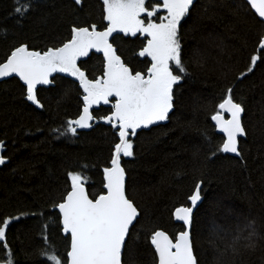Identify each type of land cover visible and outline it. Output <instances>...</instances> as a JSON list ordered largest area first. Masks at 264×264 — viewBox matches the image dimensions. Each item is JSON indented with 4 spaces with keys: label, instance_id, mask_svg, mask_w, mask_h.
<instances>
[{
    "label": "trees",
    "instance_id": "obj_1",
    "mask_svg": "<svg viewBox=\"0 0 264 264\" xmlns=\"http://www.w3.org/2000/svg\"><path fill=\"white\" fill-rule=\"evenodd\" d=\"M17 6V0H0V63L20 44L36 50L59 47L71 38L73 26L96 24L103 30L107 23L101 0H31V10L23 16L14 12ZM181 31L189 75L174 87V111L168 121L138 129L130 137L134 155L121 157L127 195L140 212L127 262L156 264L150 234L183 231L173 216L175 208L188 206L187 197L204 180L206 191L192 227L199 264H264V63L258 61L248 72L251 56L264 55L259 48L264 21L246 0H195ZM113 35L110 42L125 63L142 72L150 67V57L138 55L146 44L144 34ZM78 63L90 79L103 75L102 52L93 50ZM241 73L245 75L238 79ZM51 80L37 88L43 108L26 99L19 77L0 83V154L6 157L0 165V221L19 217L6 232L15 264H50L41 255L44 250L63 259L70 234L63 232L54 205L70 191L68 173L87 178L90 197L101 194L103 168L110 166L119 142L116 130L100 119L111 114L109 104L92 106L96 120L91 128H77L75 135L54 131L63 132L66 122L81 114L83 90L68 75L55 74ZM229 87L245 108L247 135L240 139V156H213L211 150L224 136L211 116ZM250 222L257 233L255 247H245L247 241L241 239L233 252V238L238 232L247 235ZM4 257L0 248V261Z\"/></svg>",
    "mask_w": 264,
    "mask_h": 264
},
{
    "label": "snow or ice",
    "instance_id": "obj_2",
    "mask_svg": "<svg viewBox=\"0 0 264 264\" xmlns=\"http://www.w3.org/2000/svg\"><path fill=\"white\" fill-rule=\"evenodd\" d=\"M101 2L102 19L107 22L103 30H97L96 24L73 26L71 38L61 46L36 50L28 44H20L0 63V77L18 76L26 86V99L39 108L44 105L38 99L37 86L51 84L50 77L54 73H66L78 80L83 90L82 112L77 119L66 122L63 132L54 130L61 135H75L77 128H91V122L96 120L90 111L92 106L109 104L110 98L115 99L111 114L100 118L116 130L119 139L113 147L110 166L103 168L105 191L90 197L85 187L87 178L80 172L68 173L70 191L54 207L62 214L63 232L70 234V250L66 251L63 259L55 251H42L41 255L50 264H128L129 242L140 212L128 198L126 171L121 157L134 155L130 137L136 136L138 129L169 120L177 103L174 87L189 75L183 59L181 30L182 22L191 15L195 0H159L155 4H148L146 0ZM75 3L80 4L81 0H75ZM247 3L264 20V0H247ZM17 5L14 12L18 16L31 10V0H17ZM160 12L165 14L159 15ZM121 33L133 37L138 33L145 35L146 44L138 55L150 57V67L146 71L130 67L117 53L110 37L114 39L113 34ZM259 48L264 52V37ZM93 50L103 53L104 70L103 75L90 79L78 62ZM258 61L264 63V55L251 56L248 72ZM244 75L241 73L238 79ZM244 112L242 102L238 103L233 98V88H227L211 116L215 126L224 134L222 142L211 150L213 156L217 153L240 156L239 138L247 135L242 121ZM225 114L229 118L226 119ZM3 149L4 141L0 140V152ZM5 162L6 157L0 154V165ZM205 191V181L199 180L187 197L188 206L175 208L173 216L182 222L183 231L171 236L162 230L150 234L156 264H199L194 252L192 227L194 210L202 202ZM18 219L9 217L0 221V248L5 251L0 264H15L6 232L11 222ZM244 231L247 235L242 236L238 232L233 238L230 245L233 252L237 251L241 239L247 241L245 247H255L257 233L254 222L246 225Z\"/></svg>",
    "mask_w": 264,
    "mask_h": 264
},
{
    "label": "water",
    "instance_id": "obj_3",
    "mask_svg": "<svg viewBox=\"0 0 264 264\" xmlns=\"http://www.w3.org/2000/svg\"><path fill=\"white\" fill-rule=\"evenodd\" d=\"M247 1V0H246ZM253 11H254V9H253ZM255 12V11H254ZM261 19V18H260ZM262 20V19H261ZM264 21V20H263ZM55 74H63V75H68V74H66V73H54L53 75H55ZM53 75L50 77V80L52 79V77H53ZM69 76V75H68ZM9 77H18V76H16L15 74H13L12 76H9ZM9 77H0V83L2 82V81H4V80H6L7 78H9ZM22 81V80H21ZM23 82V81H22ZM39 86H42V85H38L37 86V88L39 87ZM243 117H244V113H243V115H242V121H243ZM225 118L227 119V118H229V116H228V114H225ZM213 123H214V125H215V121H213ZM217 128V127H216ZM217 130H218V132L220 133V134H222L223 136H224V134L222 133V132H220V130L217 128ZM241 138H243V137H241ZM241 138H239V146H240V139ZM227 154H229V155H232V156H237L236 154H233V153H227ZM126 185H127V175H126ZM127 190V189H126ZM129 198V197H128ZM200 204V203H199ZM199 206V205H198ZM195 211H196V209L194 210V213H195ZM61 216H62V214H61ZM177 221V220H176ZM177 222H179V221H177ZM182 223V222H181Z\"/></svg>",
    "mask_w": 264,
    "mask_h": 264
},
{
    "label": "flooded vegetation",
    "instance_id": "obj_4",
    "mask_svg": "<svg viewBox=\"0 0 264 264\" xmlns=\"http://www.w3.org/2000/svg\"><path fill=\"white\" fill-rule=\"evenodd\" d=\"M110 103H109V105H110V107L112 108V104L113 103H115V99L114 98H110ZM101 104H104V103H101ZM113 110V109H112Z\"/></svg>",
    "mask_w": 264,
    "mask_h": 264
},
{
    "label": "rangeland",
    "instance_id": "obj_5",
    "mask_svg": "<svg viewBox=\"0 0 264 264\" xmlns=\"http://www.w3.org/2000/svg\"><path fill=\"white\" fill-rule=\"evenodd\" d=\"M143 18V17H142ZM158 22V21H157Z\"/></svg>",
    "mask_w": 264,
    "mask_h": 264
}]
</instances>
